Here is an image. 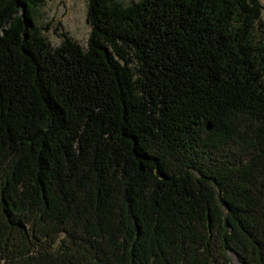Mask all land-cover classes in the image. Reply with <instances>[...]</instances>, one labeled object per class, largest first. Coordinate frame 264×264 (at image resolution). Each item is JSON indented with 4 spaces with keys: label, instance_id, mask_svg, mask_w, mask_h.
Returning a JSON list of instances; mask_svg holds the SVG:
<instances>
[{
    "label": "trees",
    "instance_id": "16d2710c",
    "mask_svg": "<svg viewBox=\"0 0 264 264\" xmlns=\"http://www.w3.org/2000/svg\"><path fill=\"white\" fill-rule=\"evenodd\" d=\"M0 0V264H264L260 0H88L82 47Z\"/></svg>",
    "mask_w": 264,
    "mask_h": 264
},
{
    "label": "rangeland",
    "instance_id": "374dc122",
    "mask_svg": "<svg viewBox=\"0 0 264 264\" xmlns=\"http://www.w3.org/2000/svg\"><path fill=\"white\" fill-rule=\"evenodd\" d=\"M121 5H128L137 0H113ZM262 18L264 20V0H260ZM88 0H43L38 6L35 16V25L39 32L52 46H57L61 40V33H67L82 47L90 27L86 22V9Z\"/></svg>",
    "mask_w": 264,
    "mask_h": 264
}]
</instances>
